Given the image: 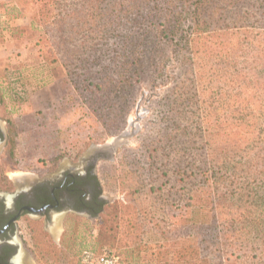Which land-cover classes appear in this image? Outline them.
<instances>
[{
    "label": "rangeland",
    "instance_id": "1",
    "mask_svg": "<svg viewBox=\"0 0 264 264\" xmlns=\"http://www.w3.org/2000/svg\"><path fill=\"white\" fill-rule=\"evenodd\" d=\"M0 118V174L128 132L98 219L22 221L33 264H264V0H0Z\"/></svg>",
    "mask_w": 264,
    "mask_h": 264
},
{
    "label": "flooded vegetation",
    "instance_id": "2",
    "mask_svg": "<svg viewBox=\"0 0 264 264\" xmlns=\"http://www.w3.org/2000/svg\"><path fill=\"white\" fill-rule=\"evenodd\" d=\"M10 141L9 126L0 118V156L8 152ZM106 157L94 153L60 172L0 174V264H33L22 221L40 222L52 234L55 220L63 222L71 214L98 219L104 213L108 199L96 166Z\"/></svg>",
    "mask_w": 264,
    "mask_h": 264
},
{
    "label": "built area",
    "instance_id": "3",
    "mask_svg": "<svg viewBox=\"0 0 264 264\" xmlns=\"http://www.w3.org/2000/svg\"><path fill=\"white\" fill-rule=\"evenodd\" d=\"M82 261L85 264H120L121 256L115 252L88 249L84 251Z\"/></svg>",
    "mask_w": 264,
    "mask_h": 264
},
{
    "label": "water",
    "instance_id": "4",
    "mask_svg": "<svg viewBox=\"0 0 264 264\" xmlns=\"http://www.w3.org/2000/svg\"><path fill=\"white\" fill-rule=\"evenodd\" d=\"M126 136H128V132L125 134H122V136L116 138V140L113 142H108L103 146H97L98 148H95V152H93V153H98V152H109V153H111L116 148V146L119 145L120 142H122V140H123L122 138H125ZM119 138H121L122 140Z\"/></svg>",
    "mask_w": 264,
    "mask_h": 264
},
{
    "label": "crops",
    "instance_id": "5",
    "mask_svg": "<svg viewBox=\"0 0 264 264\" xmlns=\"http://www.w3.org/2000/svg\"><path fill=\"white\" fill-rule=\"evenodd\" d=\"M11 1H13V0H11ZM15 2H16V0H14Z\"/></svg>",
    "mask_w": 264,
    "mask_h": 264
}]
</instances>
